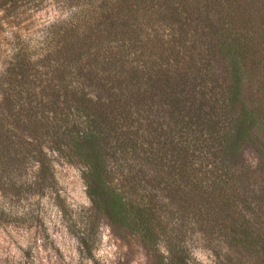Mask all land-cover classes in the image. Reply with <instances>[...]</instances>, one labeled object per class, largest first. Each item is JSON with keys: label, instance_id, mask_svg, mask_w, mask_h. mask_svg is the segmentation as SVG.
<instances>
[{"label": "trees", "instance_id": "1", "mask_svg": "<svg viewBox=\"0 0 264 264\" xmlns=\"http://www.w3.org/2000/svg\"><path fill=\"white\" fill-rule=\"evenodd\" d=\"M71 1L76 9L56 26V110L49 114L40 101L16 111L33 119V141L5 133L0 121V163L21 164L31 155L43 160L42 135L55 141L65 136L85 168L95 214L139 233L154 254L161 229L153 202L140 204L126 185L114 184L112 163H120L132 190L142 182L139 172L150 175L147 183L158 178L183 221L252 251L263 245L255 222L264 221V177L254 176L241 158L252 145L264 168V0H210L208 7L219 12L212 25L217 38L210 35L219 51L211 56L225 66L223 81L208 74L209 60L181 61L192 24L212 20L190 11L197 8L190 2L185 16L174 17L179 0ZM160 21L178 24L181 36L170 43L147 26ZM158 40L180 47L168 52L156 46ZM196 48L197 41L191 45ZM20 58L14 69L29 66ZM125 167L135 175H125ZM252 186L262 195L254 219L241 205ZM170 243V264H188L181 244Z\"/></svg>", "mask_w": 264, "mask_h": 264}, {"label": "rangeland", "instance_id": "2", "mask_svg": "<svg viewBox=\"0 0 264 264\" xmlns=\"http://www.w3.org/2000/svg\"><path fill=\"white\" fill-rule=\"evenodd\" d=\"M209 1L179 0L170 16H185L183 6L190 2L198 8L190 6V11L202 13L206 19L211 17L200 25L193 23L189 35L185 34L188 48L181 49V61L184 64L197 59L201 65V59L209 60L208 74L223 81L227 76L225 66L219 56H211V50H218L212 25L219 12L216 7H208L212 3ZM75 2L0 0V121L5 133L9 129L14 135L33 141L29 127L33 119L25 115L19 118L16 111L40 101L47 103L49 114L56 110L52 91L56 88V26L69 19L76 9ZM173 24L160 21L147 26L157 28L163 39L172 43L181 36L180 26ZM195 41L198 48L191 49ZM156 46L168 52L180 47L159 40ZM20 57L26 58L29 66L14 69ZM73 81L80 87V79ZM42 136L41 148L46 154L43 160L31 155L21 164L18 160L0 163V264H160V259L170 264V242L181 244L188 264H264V243L252 251L226 234L206 231L193 220L183 221L182 212L178 214L180 206L170 199L169 188L160 186L158 178L147 183L150 175L143 177V172H139L142 182L132 190L125 182L127 177L121 174L120 163H112L114 184L126 185L130 196L140 204L153 202L151 206L163 231L159 232V246L154 254L139 233L114 225L104 214H95L83 179L85 168L72 155L71 141L65 136L56 137V141ZM241 159L254 176L264 177L254 146L248 145ZM124 169L128 177L135 175L128 167ZM137 171L139 168L134 172ZM254 187L244 191L248 196L241 204L251 219L259 213L262 200ZM263 222L256 221L255 228L264 241Z\"/></svg>", "mask_w": 264, "mask_h": 264}]
</instances>
